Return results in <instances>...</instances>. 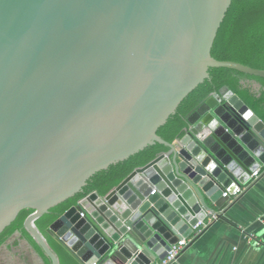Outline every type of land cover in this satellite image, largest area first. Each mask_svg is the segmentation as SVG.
I'll use <instances>...</instances> for the list:
<instances>
[{"label":"water","instance_id":"95a60500","mask_svg":"<svg viewBox=\"0 0 264 264\" xmlns=\"http://www.w3.org/2000/svg\"><path fill=\"white\" fill-rule=\"evenodd\" d=\"M231 2L0 0V233L31 210L23 228L60 264L35 221L155 143L168 150L55 216L65 249L83 264H151L221 207L264 163V121L224 85L177 142L157 130L209 68L264 78L211 55Z\"/></svg>","mask_w":264,"mask_h":264},{"label":"trees","instance_id":"16d2710c","mask_svg":"<svg viewBox=\"0 0 264 264\" xmlns=\"http://www.w3.org/2000/svg\"><path fill=\"white\" fill-rule=\"evenodd\" d=\"M211 55L218 60L236 61L264 70V0H232L217 31L211 48ZM208 72L210 78L205 79L194 88L181 101L175 113L170 115L165 124L158 128L157 134L166 141L174 142L181 138L187 126L185 115L188 111L209 92L216 91L224 85L236 93L264 121V78L226 67L209 68ZM242 81H256L260 84V89L256 91L249 83ZM167 150L168 148L163 144L155 143L123 161L96 172L87 180L81 192L57 204L35 221L36 226L57 254L60 264L81 263L50 236L48 225L55 216L75 204L90 191L95 190L100 194H105L135 167L146 164ZM30 212L29 209L21 210L15 219L3 229L0 233V246L18 230L21 232V237L25 238L42 257L44 264H51L49 258L45 256L38 244L23 228V221Z\"/></svg>","mask_w":264,"mask_h":264},{"label":"crops","instance_id":"0c3cea01","mask_svg":"<svg viewBox=\"0 0 264 264\" xmlns=\"http://www.w3.org/2000/svg\"><path fill=\"white\" fill-rule=\"evenodd\" d=\"M242 82L249 83L256 91L260 89L256 81ZM257 168L258 176L251 175L240 186L239 195L228 197L221 207H214V213L204 220L205 226L171 264H264V163ZM255 240L261 244L257 245ZM11 244L27 246L33 263L44 264L42 257L20 235L10 239L2 250L7 251ZM18 255L21 263L26 261L25 256Z\"/></svg>","mask_w":264,"mask_h":264},{"label":"built area","instance_id":"2783aa9c","mask_svg":"<svg viewBox=\"0 0 264 264\" xmlns=\"http://www.w3.org/2000/svg\"><path fill=\"white\" fill-rule=\"evenodd\" d=\"M259 174V169H255L252 172V176H258ZM242 191L241 187L238 186L236 187L231 193H229L227 190L222 192V197H230V196H237L240 194V192ZM84 213L81 212V216H83ZM206 224L205 221L200 220L198 221L193 229H194V233L188 237V238H181L179 240H177L176 242H174L173 244H171L170 249L167 251L166 255L161 258V259H157L154 262H152L151 264H171L173 263L178 256L180 255V253L184 250V248L187 246L188 242L192 240V238L198 234L202 227H204ZM257 245H260L261 242H259L258 240H255ZM95 264V263H93Z\"/></svg>","mask_w":264,"mask_h":264},{"label":"rangeland","instance_id":"374dc122","mask_svg":"<svg viewBox=\"0 0 264 264\" xmlns=\"http://www.w3.org/2000/svg\"><path fill=\"white\" fill-rule=\"evenodd\" d=\"M12 243V242H11ZM21 244L16 246L15 244H11V247L7 249V251H3L0 249V264H34L33 257L28 253V247ZM22 254V256L26 257V261H22L21 257L18 254Z\"/></svg>","mask_w":264,"mask_h":264},{"label":"flooded vegetation","instance_id":"af4514ba","mask_svg":"<svg viewBox=\"0 0 264 264\" xmlns=\"http://www.w3.org/2000/svg\"><path fill=\"white\" fill-rule=\"evenodd\" d=\"M19 236L20 234H16L15 232L13 233V235L10 237V238H8L3 244H1V246H0V249L4 246V245H6L7 244V242L10 240V239H13L14 237H16V236ZM21 236V235H20ZM21 238H23V237H21ZM25 239V238H24ZM26 240V239H25Z\"/></svg>","mask_w":264,"mask_h":264}]
</instances>
